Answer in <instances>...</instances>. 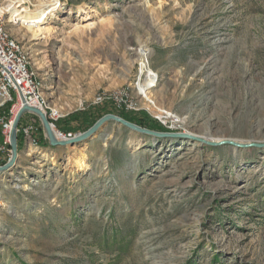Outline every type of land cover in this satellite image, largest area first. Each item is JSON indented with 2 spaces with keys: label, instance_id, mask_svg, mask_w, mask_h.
Returning <instances> with one entry per match:
<instances>
[{
  "label": "rangeland",
  "instance_id": "374dc122",
  "mask_svg": "<svg viewBox=\"0 0 264 264\" xmlns=\"http://www.w3.org/2000/svg\"><path fill=\"white\" fill-rule=\"evenodd\" d=\"M0 6L64 116L122 93L102 103L182 134L111 121L72 146L25 135L0 175V264H264V0Z\"/></svg>",
  "mask_w": 264,
  "mask_h": 264
},
{
  "label": "built area",
  "instance_id": "2783aa9c",
  "mask_svg": "<svg viewBox=\"0 0 264 264\" xmlns=\"http://www.w3.org/2000/svg\"><path fill=\"white\" fill-rule=\"evenodd\" d=\"M7 25L0 12V108L8 102L13 103L9 110L10 118H8L6 111L0 114V167L12 157L9 147L13 121L16 118L15 106L19 105L22 108L24 104H28L43 110L56 130L58 129L57 121L64 116L62 111L58 107H54L44 93L43 81L38 78L37 73L31 66L20 40L10 31ZM123 96L122 93L110 96L100 92L94 97L93 104H100L111 99L119 107H123ZM20 119L21 121L25 119L27 123L21 122L18 131L23 132V137L29 135L32 141L38 144L39 140L34 134L38 131L39 117L31 111H27ZM58 133L62 138L72 136L71 133H63L62 131H58ZM4 172H1L0 175Z\"/></svg>",
  "mask_w": 264,
  "mask_h": 264
},
{
  "label": "water",
  "instance_id": "95a60500",
  "mask_svg": "<svg viewBox=\"0 0 264 264\" xmlns=\"http://www.w3.org/2000/svg\"><path fill=\"white\" fill-rule=\"evenodd\" d=\"M27 111H31L32 113H34L35 115L39 117L40 122L42 123L43 128H44L45 136L48 139V143L52 146H58V145H63V146L71 145L72 146L73 144H76V143L85 142L88 138L94 136V134H96L102 127H104L107 123L111 121L113 122L116 121L122 124L123 126H125L126 128H128L129 130L131 129L140 134H150V135L158 136V137L182 135L181 133H175V132L171 133V132L160 131V130L156 131V130H153L147 127L144 128L131 120L129 121V120L124 119L118 114L107 113V114L102 115L101 118H99L91 127L86 129V131L78 132L76 134L71 133L72 134L71 137L62 138L58 135L59 134L58 131H61V130L59 128L57 130L54 129L52 123L48 120L43 110H40L39 108H36V107H32L28 104H24L21 112L16 116V118L13 121V128H12V132L10 136L11 137L10 146H11L12 157L6 164L0 167V173L6 171L7 169H10L12 160L16 156L19 155L18 137H17L19 120L21 116ZM63 133H66V132H63Z\"/></svg>",
  "mask_w": 264,
  "mask_h": 264
},
{
  "label": "trees",
  "instance_id": "16d2710c",
  "mask_svg": "<svg viewBox=\"0 0 264 264\" xmlns=\"http://www.w3.org/2000/svg\"><path fill=\"white\" fill-rule=\"evenodd\" d=\"M12 102L6 103L2 108H0V114L3 112L2 109H7L8 118H10L9 110L11 109ZM15 112L18 111V106L15 107ZM106 113H117L121 117L126 120H131L142 127H147L156 131H167L166 127L163 126L156 119H153L151 116L147 114L146 111H126L122 109H114L108 103H100L99 105H90V107L86 108V110H76L71 112L66 116L59 118L57 121V125L61 131H86L89 127H91L102 115ZM21 119L19 121V127L22 124ZM38 138L40 140V144L43 145L47 141L43 136V125L40 123L38 125ZM18 137V149H20L24 142L23 132L20 130L17 134Z\"/></svg>",
  "mask_w": 264,
  "mask_h": 264
},
{
  "label": "bare ground",
  "instance_id": "6f19581e",
  "mask_svg": "<svg viewBox=\"0 0 264 264\" xmlns=\"http://www.w3.org/2000/svg\"><path fill=\"white\" fill-rule=\"evenodd\" d=\"M1 15H2V17H3V19H4V21H5V16L1 13ZM6 22V21H5ZM144 55H145V53L144 52H141V55L139 56L140 58H139V60H141V61H143V64H144V67H146L147 66V64H148V61L146 60V58H144ZM147 84V83H146ZM145 100H146V102H147V104H148V106L150 107V109L152 110V111H155V109L157 108V106H156V104H155V102H154V99H153V96L150 94V93H146V95H145ZM18 106V112H15V107H17ZM17 106H15L14 108V112H15V114H16V116L21 112V110H22V108L19 106V105H17ZM158 109V108H157ZM176 118H178L177 120L178 121H180L181 123H183V124H187V120H186V118H179V117H177L176 116ZM259 126V125H258ZM260 128V129H259ZM258 129L259 130H257V133L255 134L256 136L255 137H257L258 135H260L261 133H262V131H263V128L261 129V127H259ZM259 137V136H258ZM257 137V138H258ZM217 140V139H216ZM242 142V143H247V142H249V141H252V139H247V140H245V139H241V138H233V140H232V142ZM233 149H237V146H233ZM19 156V155H18ZM18 156H16L13 160H12V163H11V165H10V169H13L14 168V165H15V163H16V161H17V158H18ZM85 158H86V154L84 153V152H80L79 154H77V155H75L74 157H73V159H72V163H71V165H77L79 168H81V169H85V168H87V167H89V165L87 164V162L85 161ZM87 159V158H86ZM85 164H87V165H85ZM4 173H6V171L4 172ZM3 174V173H2ZM1 174V175H2Z\"/></svg>",
  "mask_w": 264,
  "mask_h": 264
}]
</instances>
